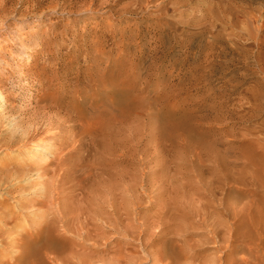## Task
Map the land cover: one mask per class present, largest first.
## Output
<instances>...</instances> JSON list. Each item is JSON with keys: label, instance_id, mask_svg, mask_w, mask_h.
<instances>
[{"label": "rangeland", "instance_id": "obj_1", "mask_svg": "<svg viewBox=\"0 0 264 264\" xmlns=\"http://www.w3.org/2000/svg\"><path fill=\"white\" fill-rule=\"evenodd\" d=\"M263 18L264 0H0V264H62L48 226H71L69 258L113 199L123 220L98 262L224 264L229 243L231 264H264V176L241 154L264 150ZM168 113L191 134L170 137ZM61 146V174L29 170Z\"/></svg>", "mask_w": 264, "mask_h": 264}, {"label": "bare ground", "instance_id": "obj_2", "mask_svg": "<svg viewBox=\"0 0 264 264\" xmlns=\"http://www.w3.org/2000/svg\"><path fill=\"white\" fill-rule=\"evenodd\" d=\"M107 1V0H106ZM145 1V0H144ZM156 1V0H155ZM131 2V1H130ZM167 2H168V0H167ZM172 2H174V1H172ZM96 3V2H95ZM150 3V2H149ZM185 3V2H184ZM233 3V2H232ZM241 3V2H240ZM97 4H98V2H97ZM131 4V3H130ZM146 4V3H145ZM158 4V3H157ZM178 4V3H177ZM183 4V2L181 3V5ZM217 4V3H216ZM243 4V3H242ZM100 5V4H99ZM125 5V4H124ZM127 5V4H126ZM135 5V4H134ZM133 5V6H134ZM149 5V4H148ZM245 5H246V3H245ZM67 6V5H66ZM89 6V5H88ZM129 6V5H128ZM163 6V5H162ZM238 6V5H237ZM79 7V6H78ZM122 7H123V5H122ZM171 7V6H170ZM260 7V6H259ZM100 8H102V7H100ZM124 8V7H123ZM131 8V7H130ZM129 8V9H130ZM221 8V7H220ZM238 8V7H237ZM96 9H98V8H96ZM207 9V8H206ZM215 9V8H214ZM81 10V9H80ZM119 10H120V8H119ZM121 10H122V8H121ZM124 10V9H123ZM223 10H224V8H223ZM222 10V11H223ZM243 10V9H242ZM247 10V9H246ZM207 11V10H206ZM237 11H239V10H237ZM251 11V10H250ZM255 11V10H254ZM246 12V11H245ZM249 12V11H248ZM253 12V11H252ZM81 13V12H80ZM84 13V12H83ZM117 13V12H116ZM166 13V12H165ZM164 13V14H165ZM233 13V12H232ZM250 13V12H249ZM246 14H248V13H246ZM246 14H244V15H246ZM254 14V13H253ZM242 15V14H241ZM255 15V14H254ZM211 16V15H210ZM225 16V15H224ZM212 17V16H211ZM215 17V16H214ZM235 17V16H234ZM242 17V16H241ZM248 17H249V15H248ZM213 18V17H212ZM254 19V18H253ZM264 19V18H263ZM262 19V20H263ZM214 20V19H213ZM235 20V19H234ZM234 20L232 21V19H231V21L232 22H234ZM245 20H247V19H245ZM225 22V21H224ZM220 23V22H219ZM221 24V23H220ZM229 24H231V23H229ZM228 24V25H229ZM176 25V24H175ZM223 25H226V24H223ZM232 25V24H231ZM228 27V26H227ZM233 27V26H232ZM235 30V29H234ZM243 48V47H242ZM244 50V49H243ZM237 51H239V50H237ZM127 94V93H126ZM125 94V96H128V95H126ZM254 94V93H253ZM121 96V95H120ZM250 96H252V95H250ZM117 98V97H116ZM124 98H126V97H124ZM130 98V97H129ZM128 100V99H127ZM1 101H2V99L0 98V109H1ZM134 102V101H133ZM123 104V103H122ZM134 105V104H133ZM115 110V109H114ZM118 110V109H117ZM123 109H121V110H118L119 112V114H121V113H123V112H120V111H122ZM129 111L131 110V109H128ZM128 110H126L125 111V109H124V111L125 112H128ZM124 115H125V113H123ZM253 115V114H252ZM113 116V115H112ZM120 117H122L121 115H120ZM119 117V118H120ZM122 118H124V116L122 117ZM181 118H182V116H177V115H175V114H170V113H168L167 115H165V116H162V118H161V123L164 125V126H168V125H170L171 126V129L173 130L170 134H169V136L170 137H172V136H176V135H178V131L179 130H181V129H186L185 128V126H184V121H182L181 120ZM127 119V118H126ZM125 119V120H126ZM120 120H121V118H120ZM119 120V121H120ZM118 121V124L120 123V125H125V124H123V121H122V124H121V122H119ZM127 121V120H126ZM186 124V123H185ZM118 127V126H117ZM120 127V126H119ZM192 127V126H191ZM115 128H113V130H114ZM129 129V128H128ZM193 129V128H192ZM187 133H190L191 134V132H192V130H191V128H190V126H189V128L187 127ZM253 131V130H252ZM119 133V132H118ZM128 133V132H127ZM119 134H121V133H119ZM127 135V134H126ZM112 136H113V134H112ZM115 136V135H114ZM110 140H113L112 138H111V136H110V138H109ZM108 139V140H109ZM259 139V138H258ZM105 141V140H104ZM100 142H102V141H100ZM253 142L254 143H249V142H247V144H248V146L243 150V149H241V151H242V153L241 154H244V158L246 157V163H247V160H248V163L247 164H249V166H251V168L253 169V171L255 172V174L257 175V177H258V174L259 175H261L260 174V172L261 173H263L262 175L264 176V150H263V152H262V154H260V156H257V155H254V153H253V148L252 147H255V145H256V141H254L253 140ZM260 142H261V140H260ZM104 143V142H103ZM113 143V142H112ZM111 143V144H112ZM110 144V143H109ZM115 144V143H114ZM258 144V143H257ZM62 145V144H61ZM240 145V144H239ZM244 145V143H242V145L240 146V148L242 147ZM78 147L77 148H79V145H77ZM116 146V145H115ZM246 146V145H245ZM258 146V145H257ZM62 147V146H61ZM262 147H263V144H262ZM257 148V147H256ZM264 148V147H263ZM45 149L46 148H42L41 149V152L42 153H44L45 152ZM75 149V148H74ZM80 149V148H79ZM91 149V148H90ZM65 149L62 147V149H60V151H58L57 152V154H56V156L53 158V160H52V165L54 166L53 167V169L52 170H50L49 171V168H48V166L50 165V164H48V165H46V167L48 168V170H47V168L45 167V166H43L42 164H36L37 166H34V167H30V169L29 170H37V172L38 173H41V171H43L44 173L46 172V173H52V175H53V172L55 173V170L56 171H58V169H59V174H61L60 172L62 171V169H61V171H60V165H62V163L63 162H65L64 160H67L68 161V159H67V156H69L71 153H69L67 156H66V151H67V153L68 152H71V151H68V150H66V151H64ZM95 150V149H94ZM108 150V149H107ZM65 153H64V152ZM73 151V150H72ZM97 151V150H96ZM95 151V152H96ZM254 151H255V149H254ZM54 152V151H53ZM75 152V151H74ZM49 153V152H48ZM55 153V152H54ZM59 153V154H58ZM64 153V154H63ZM73 153V152H72ZM78 153H79V151H78ZM93 153V152H92ZM110 153V152H109ZM257 153V152H256ZM74 154V153H73ZM90 154V153H89ZM125 154L126 153H124V154H122V155H124L125 156ZM72 155V154H71ZM70 155V156H71ZM77 155V154H76ZM69 156V158H72V156L70 157ZM102 156V155H101ZM103 156H105V155H103ZM123 156V157H124ZM73 157H75L74 155H73ZM99 157V156H98ZM125 158H127V157H125ZM125 158H122V159H125ZM89 159V158H88ZM129 159V158H128ZM128 159H126V160H128ZM72 160H75V158L73 159L72 158ZM66 161V162H67ZM93 161V160H92ZM99 160H98V158H97V161L96 162H98ZM105 161V160H104ZM65 162V163H66ZM95 162V161H94ZM93 162V163H94ZM119 162V161H118ZM72 163V162H71ZM74 163H76V162H74L73 161V163H72V165L74 166ZM100 163V162H99ZM79 164V163H78ZM78 164H75L76 166H79ZM84 164V163H83ZM31 165V164H30ZM69 165H71V164H69ZM68 165V166H69ZM93 165H97V164H92V166ZM29 166V165H28ZM64 166H66V165H64ZM67 166V167H68ZM73 166H72V168H73ZM101 166V165H100ZM126 166V165H125ZM248 166V167H249ZM59 167V168H58ZM80 167V166H79ZM89 167H91V166H89ZM20 168V167H19ZM22 168V167H21ZM62 168V167H61ZM78 168V167H77ZM76 168V169H77ZM106 169H108L107 167H105ZM25 169V168H24ZM40 170V172H39V170ZM51 169V168H50ZM64 169H66V168H64ZM63 169V170H64ZM82 169V168H81ZM84 169H86V167L84 168ZM94 169H95V167H94ZM98 169V168H97ZM100 169H101V167H100ZM102 169H103V166H102ZM123 169V168H122ZM251 169V170H252ZM74 170V169H73ZM118 170V169H117ZM75 171V170H74ZM85 171V170H84ZM106 171V170H105ZM24 172V171H23ZM63 172V171H62ZM103 172V171H102ZM107 172V171H106ZM116 172V171H115ZM122 172H123V170H122ZM124 172H125V168H124ZM57 173V172H56ZM84 173H86V171L84 172ZM83 173V174H84ZM104 173V172H103ZM111 173H113L114 174V172H111ZM118 173H119V176H120V174H123V173H120L119 171L117 172V174H116V176L118 175ZM21 174V173H20ZM63 174H65V173H62V176H64ZM69 174H71V173H69ZM87 174H88V171H87ZM94 174H96V173H94ZM54 175H57V174H54ZM66 175V174H65ZM68 175V174H67ZM125 176H126V173L124 174ZM253 175H254V173H253ZM61 176V175H60ZM124 176V177H125ZM255 176V175H254ZM47 177V176H46ZM95 177V176H94ZM122 177V176H121ZM121 177H119V178H121ZM54 178V177H53ZM52 178V179H53ZM56 178V177H55ZM57 178H59V177H57ZM66 178V177H65ZM112 178V177H111ZM64 179V178H63ZM68 179V178H67ZM73 179V178H72ZM110 179V178H109ZM46 180V179H45ZM44 180V181H45ZM54 180V179H53ZM59 180V182L62 180V177H61V179H58ZM121 180H123V179H121ZM43 181V182H44ZM50 181V180H49ZM68 181V180H67ZM77 181V180H76ZM108 181V179L106 180V182ZM112 181H117V179L115 180H112ZM261 181H263V180H261ZM36 182V181H35ZM43 182H42V184H43ZM53 182V181H52ZM57 182V181H56ZM59 182L57 183L58 185H59ZM104 182V181H103ZM109 183H110V180L108 181ZM107 182V183H108ZM121 182V181H120ZM47 182H45V184H46ZM55 183V182H54ZM53 183V184H54ZM65 183V182H64ZM91 183V182H90ZM93 183V182H92ZM99 183V182H98ZM98 183H96V185L98 184ZM107 183H105V184H107ZM118 182H116V184H117ZM52 184V183H51ZM62 184V183H61ZM60 184V185H61ZM74 184H76L75 182H74ZM73 184V185H74ZM78 184V183H77ZM95 184V183H94ZM111 184L113 185V182H111ZM110 184V186H112ZM128 184H130L129 182H128ZM128 184H126V185H128ZM44 185V184H43ZM47 185V184H46ZM59 185V186H60ZM64 185V184H63ZM67 185V184H66ZM96 185H94L95 187H96ZM100 185H102V184H100ZM124 185V184H123ZM49 186V185H48ZM52 186V185H51ZM62 186V185H61ZM98 186V185H97ZM107 186V185H106ZM105 186V187H106ZM114 186H115V182H114ZM117 186V185H116ZM131 185H129V187H130ZM50 187V186H49ZM53 187L54 188H56L57 186H55V185H53ZM71 187V186H70ZM82 187V186H81ZM92 187V186H91ZM104 186H102V188H103ZM113 187V186H112ZM47 188V187H46ZM58 188H60V187H57V189ZM75 188H77V187H75ZM97 188V187H96ZM95 188V189H96ZM98 188H100L99 186H98ZM122 188V187H121ZM125 188V187H124ZM49 188H47V190H48ZM81 189V188H80ZM108 189H109V187H108ZM107 189V190H108ZM120 189V188H119ZM126 189L128 190V192H129V189H128V186L126 187ZM43 190V189H42ZM97 190V189H96ZM95 190V191H96ZM100 190H102L101 188H100ZM100 190H98L100 193H103V191H105L104 190V188H103V191L101 192ZM118 190V189H117ZM59 191V190H58ZM57 191V192H58ZM84 191V190H83ZM111 191V190H110ZM120 191H121V189H120ZM49 192V191H48ZM47 192V193H48ZM53 192H54V190H53ZM92 192V191H91ZM91 192H89L90 194H91ZM126 192V191H125ZM125 192H124V194H125ZM127 192V193H128ZM105 193H106V191H105ZM104 193V194H105ZM108 193V192H107ZM93 194H95L96 195V193H93ZM92 194V195H93ZM99 194V193H98ZM123 194V195H124ZM131 194V193H130ZM91 195V196H92ZM95 195H93L92 196V198L95 196ZM102 195V194H101ZM100 195V197L99 196H97L96 195V198H103L105 195H102L101 196ZM109 195H112L111 193L109 194ZM109 195H107V196H109ZM116 195H118L117 193H116ZM127 194H125L124 196H126ZM200 195H202V194H200ZM199 195V196H200ZM81 196V195H80ZM84 196V195H83ZM120 196H122V195H120ZM129 197L131 196V195H128ZM127 196V197H128ZM224 196V195H223ZM86 196H84V198H85ZM88 197H90V196H88ZM111 197V196H110ZM113 197H114V195H113ZM133 197V196H132ZM87 198V197H86ZM85 198V199H86ZM91 197H90V200L92 199ZM112 198V197H111ZM121 198H123V197H121ZM125 199V202H127V201H131L130 200V198H126V197H124ZM226 198V197H225ZM94 200H95V198H93ZM113 199V198H112ZM126 199H127V201H126ZM132 199V198H131ZM227 199V198H226ZM123 200V201H124ZM81 201H82V199H81ZM98 201V200H97ZM105 201V200H104ZM114 201H116V200H112V202H108L109 203V205H108V215L107 214H103V213H101V212H98V211H96V210H100V207H99V209H98V207L96 208V212L95 211H93V209H91L90 207L91 206H93L94 207V209H95V206H94V203L92 204V201H91V203L89 204V210H88V212L90 211V213L88 214V212H87V209L85 208V210H86V212H87V214L85 213V217H84V219H85V221L83 220V222H82V227H80V228H83L82 229V231L80 230V232L79 233H77V231L75 232V233H77V235L78 234H80V238H82V241L83 240H85V241H87V240H89V239H91V240H93V242H88L87 244H85V245H82V243L83 242H79L80 244H81V246H80V248H79V251L78 250H76V251H78V252H76L75 253V250H73V253H75V255L74 254H72V255H70L69 256V258L68 257H66L65 255H64V253L62 252L63 250H64V248L65 247H67V246H69V245H66V242L69 240V239H67L68 237V235H65V234H63V235H61L60 236V233H61V231H63V233H66L67 231H69V229H71V228H69L68 226H66V225H69V224H65V225H61L62 227L61 228H59L58 230H60V233L57 231V229L54 227V226H48L49 228H47V230H46V233H45V240H44V244H43V246H42V248L43 247H49L50 249H51V251L54 253V255H53V257L52 256H50V257H52V259H53V261H59L60 263H62V264H67V263H72V264H110L111 262V264H114V262H116V263H120V260L122 259L121 257H124V256H119V257H117V258H115L117 255L116 254H118L119 255V253H114V255H113V257L115 258V259H113L114 261H112L111 260V262H107V263H105V262H98V260H102V261H104V257L101 259L100 257L102 256V255H100V254H102V253H104V254H106V252L107 251H109L108 249L106 250V249H104V248H100L101 246L100 245H103V244H105V246L106 245H108V242H110L111 240H106V237L108 236V235H106V237L102 234V232H108L109 234L110 233H116V232H118L117 231V229H118V226H120L121 225V223H122V220H123V215L121 214V213H119L118 212V207H117V205H116V203L114 202ZM121 201V200H120ZM99 202H103V200H101L100 199V201ZM80 204V203H79ZM81 204H83L82 202H81ZM85 204H87L88 205V203H86L85 202ZM103 204V203H102ZM124 204V203H123ZM133 204V203H132ZM223 204V203H222ZM64 205H66V204H64ZM84 205V204H83ZM96 206H97V204H95ZM107 205V204H106ZM223 206V205H222ZM86 207V206H85ZM125 207V206H124ZM79 208H80V206H79ZM104 208H105V206H104ZM128 208H129V203H128ZM130 208H132L131 207V202H130ZM130 208H129V210H130ZM134 208V207H133ZM62 208H59V212H61V213H59V212H57V217H58V213H59V215L61 214V216H63L64 217V213H68V210L66 211V212H64L65 210L64 209H62ZM80 209H82V207L80 208ZM125 209V208H124ZM225 207H224V212H225ZM78 210V209H77ZM94 212V215H96L95 217H94V215H91V212L92 211ZM193 210V209H192ZM195 210V209H194ZM227 210V209H226ZM81 211V213L82 212H84V208H83V211L82 210H80ZM123 211V210H122ZM130 211H132V209L130 210ZM188 211H190V210H188ZM78 212V211H77ZM128 212V211H127ZM191 212V211H190ZM63 213V214H62ZM69 213H70V211H69ZM132 213H133V211H132ZM191 213H193V211L191 212ZM226 213V212H225ZM77 214V213H76ZM76 214H75V216H76ZM186 214H188V213H186ZM66 215V214H65ZM72 215V214H71ZM82 215V214H81ZM70 216V215H69ZM74 215H73V217H75ZM189 216V215H188ZM60 217V216H59ZM77 217V216H76ZM75 217V218H76ZM65 219H66V216L64 217ZM63 219V218H62ZM126 219H128V218H126ZM227 219V218H226ZM256 219H258V220H260L261 219V215L260 214H258L257 215V217H256ZM59 220V219H58ZM61 220V219H60ZM80 220H82V219H80ZM79 220V221H80ZM96 221V222H99V223H97V224H94V222L93 221ZM133 220L134 219H132V222H133ZM127 221H129L130 222V220H127ZM227 222V221H226ZM127 223V222H126ZM64 224V223H63ZM225 225H226V223H224ZM223 224V225H224ZM70 226V225H69ZM57 227V226H56ZM71 227V226H70ZM130 227V226H129ZM214 227V226H213ZM212 227V228H213ZM215 227H216V225H215ZM214 227V228H215ZM225 227V226H224ZM228 227V226H227ZM78 228V227H77ZM124 228V227H123ZM142 229V228H141ZM210 229V228H209ZM225 229V228H224ZM79 230V229H78ZM211 230V229H210ZM223 230V229H222ZM71 231V230H70ZM127 231V230H126ZM144 231V230H143ZM211 231H213V229L211 230ZM216 231V230H215ZM226 231V230H225ZM58 232L59 233V235L58 234H56V233ZM72 232V231H71ZM74 232V231H73ZM228 232H230V231H228ZM74 233V234H75ZM127 233V232H126ZM129 233V232H128ZM211 233H213V232H211ZM217 234H218V232H216ZM227 233V232H226ZM225 233V234H226ZM68 234V233H67ZM120 234H122V233H120ZM76 235V234H75ZM222 235H224V234H222ZM113 236H114V234H113ZM227 236H229L228 234H227ZM67 237V238H66ZM79 237V236H78ZM110 237V236H109ZM112 237V236H111ZM117 237V236H116ZM116 237H113L112 238V241H114L115 239H116ZM223 237V236H222ZM69 238H71V237H69ZM225 238V237H224ZM105 239V240H104ZM119 239V238H118ZM217 239H219V238H217ZM223 239V238H222ZM226 239V238H225ZM110 242V244L111 243H113V242ZM217 241V240H216ZM116 242V241H115ZM214 242V241H213ZM225 242V241H224ZM227 242H228V239H227ZM77 244V243H76ZM118 244V243H117ZM75 245V244H74ZM76 246V245H75ZM81 247H83V248H87V251L85 252V250H83V248L81 249ZM68 248V247H67ZM73 248V247H72ZM113 248H115L114 247V244H113ZM112 248V249H113ZM225 248H227V250H226V252H225V255L227 256L226 257V260H224V264H231V257H230V247H229V243H226L225 244ZM77 249V248H76ZM80 249L81 250H83V251H80ZM67 250V249H66ZM65 250V251H66ZM69 250V249H68ZM72 250H71V248H70V252H72ZM117 250V249H116ZM118 251V250H117ZM116 251V252H117ZM85 252V253H84ZM115 252V251H114ZM132 252V251H131ZM155 252V251H154ZM62 253H63V255L64 256H62ZM121 253V252H120ZM36 254V253H35ZM66 254V253H65ZM104 254H103V256H104ZM128 254V253H127ZM122 255V254H121ZM136 254H134V256H135ZM110 256V255H109ZM129 256V255H128ZM134 256H130L131 257V259L134 257ZM177 256V255H176ZM107 257V256H106ZM113 257H111V258H113ZM126 257V256H125ZM138 257V255H136V258ZM139 257H141V256H139ZM159 257V256H158ZM187 257V256H186ZM142 258V257H141ZM174 258V257H173ZM51 259V260H52ZM72 259H74V260H72ZM126 259H128V258H126ZM135 259V258H134ZM134 259H132V262L134 261ZM106 260V259H105ZM116 260V261H115ZM137 260H139V259H137ZM158 260V259H157ZM173 260V259H172ZM70 261V262H69ZM140 261V260H139ZM27 262H29V260L27 261ZM98 262V263H97ZM124 262V261H123ZM128 262H129V259H128ZM127 262V263H128ZM131 262V261H130ZM168 262V261H167ZM166 262V263H167ZM170 262V261H169ZM115 263V264H116ZM135 263V262H134ZM28 264H35L34 263V260H31ZM122 264V263H121ZM124 264V263H123ZM136 264V263H135ZM140 264V263H139ZM171 264V263H170ZM176 264V263H175ZM222 264V263H221Z\"/></svg>", "mask_w": 264, "mask_h": 264}]
</instances>
